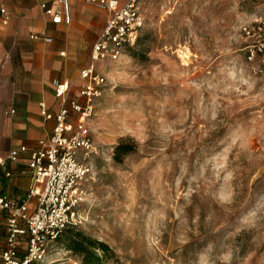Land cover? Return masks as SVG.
<instances>
[{"label": "rangeland", "instance_id": "rangeland-1", "mask_svg": "<svg viewBox=\"0 0 264 264\" xmlns=\"http://www.w3.org/2000/svg\"><path fill=\"white\" fill-rule=\"evenodd\" d=\"M138 5L137 45L99 69L80 223L45 263L83 264L80 232L113 252L99 264H264V74L240 32L264 0Z\"/></svg>", "mask_w": 264, "mask_h": 264}, {"label": "built area", "instance_id": "built-area-1", "mask_svg": "<svg viewBox=\"0 0 264 264\" xmlns=\"http://www.w3.org/2000/svg\"><path fill=\"white\" fill-rule=\"evenodd\" d=\"M89 1L107 9L110 17L93 44L90 65L81 71L84 85L79 95L83 100H68V82L54 80L55 94L66 105L54 115L56 123L52 134L47 140H40L36 149L29 151L21 145L8 154L9 160L17 161L20 153L30 152L28 165L34 176V186L21 204L0 197V211L6 212V237L0 251V264H46L54 242L67 229L80 223L77 208L84 199V182L93 172L89 158L98 153L89 120L107 82L106 75L96 64L116 61L126 49L136 46L144 24L138 0L125 3L119 0ZM41 7L52 23L71 22L69 0H56L54 7L43 2ZM0 12L3 22L7 23L6 9L1 7ZM240 32L247 43L248 60L253 62L259 58L260 72L264 74V6L250 22L241 26ZM31 37L51 41L45 36ZM40 109L46 118L53 117L44 102L40 103ZM31 200L33 206L28 205Z\"/></svg>", "mask_w": 264, "mask_h": 264}, {"label": "crops", "instance_id": "crops-1", "mask_svg": "<svg viewBox=\"0 0 264 264\" xmlns=\"http://www.w3.org/2000/svg\"><path fill=\"white\" fill-rule=\"evenodd\" d=\"M43 2L56 5V0H0V9L4 7L9 16L4 23L0 12V197L18 204L34 186L29 151L50 137L54 115L66 105L56 96L53 82H68L67 99L83 100L81 71L90 65L93 44L110 17L107 9L89 0H69L71 22L54 24L41 7ZM104 63L98 62L97 69ZM42 102L52 118L41 114ZM21 145L29 151L20 153L17 161L9 160V152ZM33 204L31 200L28 205ZM1 217L5 218L0 219V251L6 237V212L0 211Z\"/></svg>", "mask_w": 264, "mask_h": 264}, {"label": "trees", "instance_id": "trees-1", "mask_svg": "<svg viewBox=\"0 0 264 264\" xmlns=\"http://www.w3.org/2000/svg\"><path fill=\"white\" fill-rule=\"evenodd\" d=\"M133 149V144L121 142L115 147L113 157L116 161L121 162L124 155L132 152ZM68 230L69 229H67L60 237H62ZM65 241L67 242L68 250L78 255L83 264H99L113 256V252L107 244L92 239L80 232L67 236Z\"/></svg>", "mask_w": 264, "mask_h": 264}]
</instances>
